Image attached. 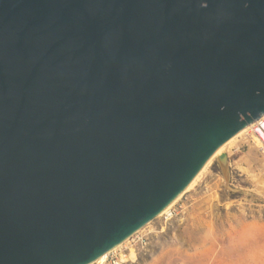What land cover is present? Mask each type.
I'll list each match as a JSON object with an SVG mask.
<instances>
[{"label": "water", "instance_id": "95a60500", "mask_svg": "<svg viewBox=\"0 0 264 264\" xmlns=\"http://www.w3.org/2000/svg\"><path fill=\"white\" fill-rule=\"evenodd\" d=\"M263 115L264 0H0V264L96 261Z\"/></svg>", "mask_w": 264, "mask_h": 264}, {"label": "rangeland", "instance_id": "374dc122", "mask_svg": "<svg viewBox=\"0 0 264 264\" xmlns=\"http://www.w3.org/2000/svg\"><path fill=\"white\" fill-rule=\"evenodd\" d=\"M223 153L227 166L214 160L167 221L136 232L142 243L124 264H264V155L248 133Z\"/></svg>", "mask_w": 264, "mask_h": 264}, {"label": "bare ground", "instance_id": "6f19581e", "mask_svg": "<svg viewBox=\"0 0 264 264\" xmlns=\"http://www.w3.org/2000/svg\"><path fill=\"white\" fill-rule=\"evenodd\" d=\"M261 120H264V115L261 117ZM252 126V123L247 125L245 128H243L241 131H239L236 135H234L232 138H230L228 141H226L223 145H221L216 152L210 157V159L206 162V164L203 166V168L200 170V172L196 175V177L192 180V182L188 185V187L168 206L166 207L159 215L158 217H163L166 221L169 219V217L172 215L171 211L172 208L174 206V204H176L178 202V200L183 196V194H185V192H187L188 190H190L193 186H195V184L197 183V181L200 179V177L202 176V174L207 170V168L212 164V162L216 159L219 158V156L221 154H223V152L226 150V148H228L230 145L232 146V143L234 142V140L238 139V137L242 136L243 134H247L250 130ZM244 141V140H243ZM253 141L255 142V144L257 145V147L260 149V145L259 143L253 138ZM247 142V141H245ZM236 145V144H235ZM249 145V144H248ZM238 146V145H237ZM256 148V147H255ZM262 149V148H261ZM262 151V150H261ZM239 169H241L242 171L246 172L248 176L252 177L253 180H256L258 178H255L254 174H251V172L243 167V166H238ZM262 181H264L263 179L259 180L260 184L262 186H264V182L262 184ZM263 188V187H262ZM227 207V206H226ZM165 226H163V229L161 231L165 230ZM138 232V231H137ZM129 239V238H128ZM128 239L124 240L122 243H120L119 245H117L115 248L112 249V251L114 250H120L124 247L125 244L128 243ZM108 255V252L101 255L96 261L95 263L101 264L106 260V257ZM137 255L135 248H131L129 249V252L127 254V256H125L122 253V259L121 262H127L130 261L133 262V258Z\"/></svg>", "mask_w": 264, "mask_h": 264}, {"label": "built area", "instance_id": "2783aa9c", "mask_svg": "<svg viewBox=\"0 0 264 264\" xmlns=\"http://www.w3.org/2000/svg\"><path fill=\"white\" fill-rule=\"evenodd\" d=\"M260 145L262 153L264 155V120L258 119L252 123V126L248 132ZM172 213V212H171ZM142 243V237L139 236L137 233L131 235L128 239V243L124 245V247L120 250L109 251L106 257V260L101 264H124L126 262H121L122 253L127 256L130 247L136 248V245ZM90 264H98L92 262Z\"/></svg>", "mask_w": 264, "mask_h": 264}]
</instances>
